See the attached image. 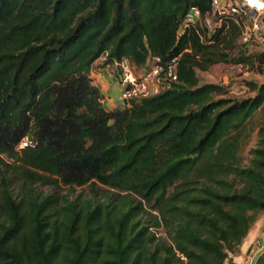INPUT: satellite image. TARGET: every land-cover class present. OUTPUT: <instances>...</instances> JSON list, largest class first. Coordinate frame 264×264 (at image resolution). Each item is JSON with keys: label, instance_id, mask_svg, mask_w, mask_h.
<instances>
[{"label": "trees", "instance_id": "16d2710c", "mask_svg": "<svg viewBox=\"0 0 264 264\" xmlns=\"http://www.w3.org/2000/svg\"><path fill=\"white\" fill-rule=\"evenodd\" d=\"M212 1L0 0V164L27 184L98 183L137 199L116 213L69 203L53 218L48 198L19 199L3 178L0 264H235L264 213V125L242 157L264 83L253 98H217L224 87L197 71L262 69L264 53L237 44L231 19L208 33ZM154 56L177 57V82L107 108L95 61L147 68ZM145 204L158 214L147 225ZM161 226L169 242L149 229Z\"/></svg>", "mask_w": 264, "mask_h": 264}, {"label": "rangeland", "instance_id": "374dc122", "mask_svg": "<svg viewBox=\"0 0 264 264\" xmlns=\"http://www.w3.org/2000/svg\"><path fill=\"white\" fill-rule=\"evenodd\" d=\"M241 20L242 25H251V19L249 17H244ZM216 21L214 22L213 19H210L212 25H215ZM243 43H246L245 46L250 53H264V38L260 36L259 33L252 34L248 42H244L240 36L237 44L242 45ZM263 60L262 69H249L247 66L243 65L234 66L235 63L214 64L206 71H197L199 84L214 83L224 87V94L216 96L217 98H253L257 94V89H253L251 85L256 84L259 86L264 83ZM260 125H264V103L252 115L247 124L246 133H248L249 136L246 138V143L242 150V157L245 162L249 156L248 150L255 145L256 133ZM25 143L26 140H22L19 147L24 146ZM3 178L9 179L10 189L19 199H26L29 194L37 196L39 199L48 198L50 205L56 209L53 218L62 216L64 212L62 207L69 203H74L77 208L82 209V211L99 204L102 206L108 205L109 209H112V212L116 213L117 209L122 211L126 210L129 206V200H132L133 204L137 202V199L133 197H129L124 195V193L114 191L98 183L81 187L63 185L50 186L41 183L27 184L16 174L0 164V181ZM144 208L145 212L139 216V219L143 224H151L158 214L146 204ZM149 229L155 232L156 236L164 241H170L169 232L164 227H150Z\"/></svg>", "mask_w": 264, "mask_h": 264}, {"label": "built area", "instance_id": "2783aa9c", "mask_svg": "<svg viewBox=\"0 0 264 264\" xmlns=\"http://www.w3.org/2000/svg\"><path fill=\"white\" fill-rule=\"evenodd\" d=\"M213 16L217 17L215 25L210 19H206L208 33L216 27H220L225 19H231L241 26V38L248 42L252 34L261 32V23L264 19V0H239L237 2H223L213 0L211 5ZM199 17L196 8H192L186 15L184 26L193 24ZM249 17L251 25H242V18ZM148 67L140 74L135 71V66L129 58H123L116 63L118 65V83L120 92L117 100L123 105H128L133 99L147 98L177 82V57L172 58L168 63H162L159 57H152L148 62ZM237 63L234 66H242Z\"/></svg>", "mask_w": 264, "mask_h": 264}, {"label": "crops", "instance_id": "0c3cea01", "mask_svg": "<svg viewBox=\"0 0 264 264\" xmlns=\"http://www.w3.org/2000/svg\"><path fill=\"white\" fill-rule=\"evenodd\" d=\"M223 2H237L239 0H221ZM260 36L264 38V19L261 24ZM104 57H101L93 64L91 76L93 82L98 86L104 96L105 106L109 109L115 107H123L118 102L117 97L120 92L118 83V69L114 64L102 65ZM146 67L135 68L137 74L142 73ZM264 250V213H262L257 221L253 224L248 235L240 246V252L235 256H231L232 262L235 264H254L257 256Z\"/></svg>", "mask_w": 264, "mask_h": 264}, {"label": "water", "instance_id": "95a60500", "mask_svg": "<svg viewBox=\"0 0 264 264\" xmlns=\"http://www.w3.org/2000/svg\"><path fill=\"white\" fill-rule=\"evenodd\" d=\"M117 69L119 70V67H118V65H117Z\"/></svg>", "mask_w": 264, "mask_h": 264}]
</instances>
